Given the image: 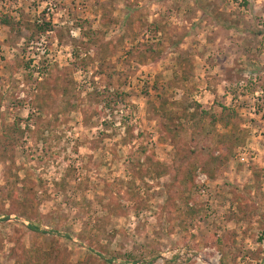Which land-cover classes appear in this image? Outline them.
<instances>
[{
  "label": "rangeland",
  "instance_id": "374dc122",
  "mask_svg": "<svg viewBox=\"0 0 264 264\" xmlns=\"http://www.w3.org/2000/svg\"><path fill=\"white\" fill-rule=\"evenodd\" d=\"M0 264H264V0H0Z\"/></svg>",
  "mask_w": 264,
  "mask_h": 264
},
{
  "label": "trees",
  "instance_id": "16d2710c",
  "mask_svg": "<svg viewBox=\"0 0 264 264\" xmlns=\"http://www.w3.org/2000/svg\"><path fill=\"white\" fill-rule=\"evenodd\" d=\"M4 24L6 26H9L10 28H13L15 27V22L12 20V19H6L4 21ZM30 28V27H29ZM30 30L33 32V34H43V33H46L49 31V29L47 28V25H40V26H36V27H32L30 28ZM34 37V35H32V38ZM157 46H161V45H157ZM161 52H162V49H150L148 48V50L146 51V53H142V57L143 59H147V57L149 56H153V57H159L161 55ZM223 111H226L227 109L225 108H222ZM159 113L157 114V116H159L160 118L162 117H165L166 120L168 121H173V119L175 118V115L178 114V116L180 118H183L185 120H187L188 122H190L192 124V127L194 126L197 134L198 133H201V134H205V136L209 137L211 136V133H209L208 129H207V125L205 123V120L207 119L208 115L204 112H202L198 117V114H193V113H190V111H184V113H167V110L166 109H161L160 111H158ZM197 118V119H196ZM213 118V123H215V125L218 123V122H223L224 120V117H219V118H216V117H212ZM211 122V123H212ZM225 126H227V124H225ZM175 132H177V129H174ZM232 134H235L234 130L232 132ZM224 139V140H223ZM222 140H219L218 144L220 147H222V151H227L228 152V155L229 157L231 156V152H232V147L234 148L237 141L235 140H231L230 137L228 135L224 136ZM238 140V139H237ZM240 142V139L238 140ZM229 157L227 159H229ZM99 257H102L101 255H98ZM107 262H110L109 260Z\"/></svg>",
  "mask_w": 264,
  "mask_h": 264
}]
</instances>
